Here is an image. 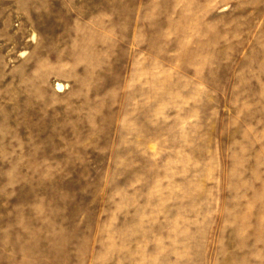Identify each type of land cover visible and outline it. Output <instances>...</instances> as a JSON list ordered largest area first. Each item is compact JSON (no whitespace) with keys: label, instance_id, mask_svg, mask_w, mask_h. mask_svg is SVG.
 <instances>
[{"label":"rangeland","instance_id":"1","mask_svg":"<svg viewBox=\"0 0 264 264\" xmlns=\"http://www.w3.org/2000/svg\"><path fill=\"white\" fill-rule=\"evenodd\" d=\"M0 264H264V0H0Z\"/></svg>","mask_w":264,"mask_h":264},{"label":"bare ground","instance_id":"2","mask_svg":"<svg viewBox=\"0 0 264 264\" xmlns=\"http://www.w3.org/2000/svg\"><path fill=\"white\" fill-rule=\"evenodd\" d=\"M59 86V85H58Z\"/></svg>","mask_w":264,"mask_h":264}]
</instances>
